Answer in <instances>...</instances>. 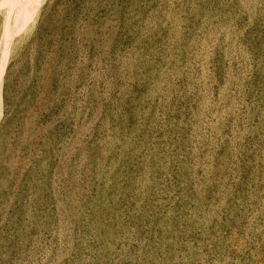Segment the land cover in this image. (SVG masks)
Returning a JSON list of instances; mask_svg holds the SVG:
<instances>
[{
  "label": "rangeland",
  "instance_id": "1",
  "mask_svg": "<svg viewBox=\"0 0 264 264\" xmlns=\"http://www.w3.org/2000/svg\"><path fill=\"white\" fill-rule=\"evenodd\" d=\"M0 264H264V0H0Z\"/></svg>",
  "mask_w": 264,
  "mask_h": 264
}]
</instances>
